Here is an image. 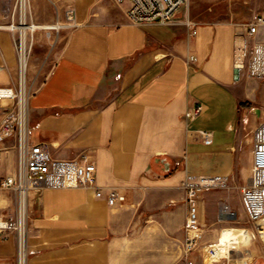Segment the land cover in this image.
Returning <instances> with one entry per match:
<instances>
[{"label": "crops", "instance_id": "1", "mask_svg": "<svg viewBox=\"0 0 264 264\" xmlns=\"http://www.w3.org/2000/svg\"><path fill=\"white\" fill-rule=\"evenodd\" d=\"M14 2L0 0V90L17 83L13 33L5 26ZM31 6L39 25L30 67L31 140L60 159L88 154L97 187L116 188L125 200L110 205L95 187L30 192L27 264H187L183 181L187 173H221L229 187L206 191L199 203L203 235L193 259L209 264L202 247L241 224V189L250 181L254 131L264 120V80L235 81L233 67L244 31L238 23L264 16V0H187L168 25L132 23L128 2L31 0ZM54 23L63 26H46ZM197 104L202 112L189 119ZM203 130L212 132L210 144ZM16 165V143L8 139L0 144V176ZM222 202L237 219L221 213ZM15 206L14 191L0 190V215ZM246 228L242 248L210 264H264V237ZM0 264H17L14 233L0 237Z\"/></svg>", "mask_w": 264, "mask_h": 264}, {"label": "built area", "instance_id": "2", "mask_svg": "<svg viewBox=\"0 0 264 264\" xmlns=\"http://www.w3.org/2000/svg\"><path fill=\"white\" fill-rule=\"evenodd\" d=\"M116 3L128 2L127 15L132 23L172 24L187 0H112ZM68 25L74 22V9L67 12ZM192 33L196 24L187 21ZM238 25L244 29L242 45L235 52V81L245 77L264 80V16H256L251 21ZM13 33V45L17 59V83L14 87L0 90V144L14 139L17 150V165L13 174L0 176V190H12L16 196L15 211L11 215H0V237L7 238L14 233L17 237V264H27V218L28 198L32 191L63 189L74 187H95L97 197H105L110 205L123 202L125 196L116 188L104 191L96 185V164L88 154L78 158L60 159L54 157L48 145L33 142L30 137L28 70L34 44L33 33L39 25L33 21L31 0H15L10 22L5 25ZM63 26V24L61 25ZM196 57L191 55L189 61ZM203 110L197 104L187 112L189 119ZM207 144L212 142V132L200 131ZM186 190L188 214L185 224L186 238L183 243L182 257L187 264H194L193 255L197 251L203 235L200 223V199L206 191L229 187V176L221 173H187L183 181ZM241 203L248 221L255 225L259 234L264 227V120L259 121L254 131L253 160L250 181L241 189ZM221 213L227 218L237 219V213L225 203H221ZM246 228V227H244ZM248 229V228H246ZM255 236V233H252ZM219 240V239H218ZM215 241L202 247V258L218 262L231 257V250L238 243L227 245V252L217 255ZM249 264V263H243Z\"/></svg>", "mask_w": 264, "mask_h": 264}, {"label": "bare ground", "instance_id": "3", "mask_svg": "<svg viewBox=\"0 0 264 264\" xmlns=\"http://www.w3.org/2000/svg\"><path fill=\"white\" fill-rule=\"evenodd\" d=\"M46 26L49 28H58L59 27L57 25H53V26L52 25H46ZM44 28H46V27H44ZM262 222H263V220H262ZM225 230L227 231V233L225 232L226 233L225 237H222V234H221L219 237V240H218V241H220L219 242L220 244H217L215 246L216 251H217V255H223L227 252V247H224L223 245H227V244L231 243L232 241L235 243H240L242 241V238H243V230L248 231V229H246L244 227H239V226L226 227L223 230V232ZM249 239H250V235H249L248 239H246V241H248ZM207 261L210 262L211 261L210 258H208Z\"/></svg>", "mask_w": 264, "mask_h": 264}, {"label": "rangeland", "instance_id": "4", "mask_svg": "<svg viewBox=\"0 0 264 264\" xmlns=\"http://www.w3.org/2000/svg\"><path fill=\"white\" fill-rule=\"evenodd\" d=\"M50 25H57V26H59V27H61V23L60 24H58V23H54V24H50ZM33 53H34V46H33V48H32V52H31V56H30V63H29V70H28V88H29V90L31 91V83H30V67H31V59H32V57H33ZM261 80V79H260ZM32 92V91H31ZM216 191H221V190H216ZM238 198H235L234 197V199H233V201L234 202H238ZM241 213H242V216H241V218H240V220H241V224H238V223H235L234 225L235 226H240V227H247V226H249V227H252V226H255L252 222H250V221H248V219H247V217H246V215H245V213H244V211H241ZM256 232H257V230H256ZM263 234H259L258 232H257V237H264V232H262ZM242 245L243 244H238V248H242ZM235 257L236 258H239V254H237V255H235ZM208 259L206 258V260H205V262L206 263H208V261H207ZM244 262H242V261H240V260H236V264H243ZM249 264H255V263H249Z\"/></svg>", "mask_w": 264, "mask_h": 264}]
</instances>
